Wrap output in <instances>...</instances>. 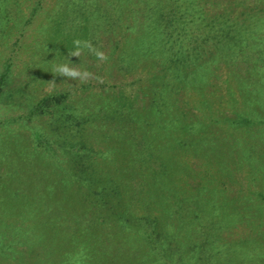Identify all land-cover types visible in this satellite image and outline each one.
<instances>
[{
    "label": "rangeland",
    "instance_id": "374dc122",
    "mask_svg": "<svg viewBox=\"0 0 264 264\" xmlns=\"http://www.w3.org/2000/svg\"><path fill=\"white\" fill-rule=\"evenodd\" d=\"M170 6L179 7L188 54L205 59L208 80L204 88L172 90L179 99L169 98L167 107L188 121L185 131L169 132L171 153L162 145L156 153L162 158L154 161L146 144L157 136L152 124L161 109L154 108L165 106L157 101L162 87L155 77L166 67L152 49L156 32L150 44L143 41L156 10L159 16ZM163 24L165 30L169 23ZM77 39L108 59L100 61L83 43L81 54L70 56ZM62 64L91 78L54 73ZM207 97L215 129L201 119ZM227 114L244 124L230 123ZM189 118L197 120L192 132ZM163 124H156L161 132ZM204 125L209 156L195 141L203 139ZM44 140L56 141L59 158ZM88 201H100L104 211L99 205V221L87 219L93 233L85 251L79 243L86 236L73 232L81 213L89 214ZM109 217L119 229L161 217L157 235L166 249L183 254L181 264H264V0H0V239L22 226L25 236L15 245L26 254L19 261L9 250L0 264L161 263L139 233L122 230L123 240L113 234ZM174 235L178 246L170 243ZM95 244L97 261L90 256ZM78 248L83 259L75 258Z\"/></svg>",
    "mask_w": 264,
    "mask_h": 264
},
{
    "label": "trees",
    "instance_id": "16d2710c",
    "mask_svg": "<svg viewBox=\"0 0 264 264\" xmlns=\"http://www.w3.org/2000/svg\"><path fill=\"white\" fill-rule=\"evenodd\" d=\"M111 7L110 8L113 10V14H116V15H118V17H120L121 11H119L113 4H111ZM178 8L179 7L170 6L169 12H166L165 9L159 10V11H162L161 15H159V16H156L158 13L156 10V13L153 16V19L150 22H148L147 28H145L147 30V32H145L146 37L143 41L144 45L146 46V44L151 43L152 39L154 38V37L151 38L152 33L156 32V34H155L156 40L153 44V45H155V47L152 49L155 51V53H157L161 57H163V58H161L162 60H159V61L161 62L162 66L166 67V70L164 73L159 74V75H157V77H155L156 86L160 87V85H161V87H162L160 89V91H158V93L156 92V95L158 97L157 101L159 102V104L164 103L166 107L159 105L158 109L155 106H154L155 107L154 109L155 110L161 109V111H162L161 115H160L161 111L160 110L158 111L159 112L158 117H157V120H155L156 124L157 123L160 124V123H162V121H166L167 124H163L165 126V128H163V129H165V131L161 132L159 127L155 123H153L152 127H155V132L157 133V136L155 138L149 137L148 143L146 144V146L150 148V153L153 156L150 153L149 154L151 155L152 160L154 159V161L162 158V156H160L159 154H156L158 152V150H160V149H158V147L159 148L163 147L162 145H164V146L167 145V149L169 150V154L171 153L172 148H170V144H169L170 140L167 139L169 132L173 131L176 135V134H179L178 133L179 131L180 132L185 131L184 124L186 125L187 124L186 121H188V119L185 120V119H181V118L177 117V116H179L178 110H175V113L177 116L173 112H171L170 108H168L166 105L167 104L166 101H168L169 98H170V101H172V98L173 99L176 98V104H177V101L179 99L178 93L185 90V87H187V86L198 87L199 86V87L204 88V84H206V82L208 80L207 79L208 70L204 74V70H206L205 66L207 65V62L205 61V59H202V61H200L199 59H197L198 56H195L194 58H192L193 54H188V52H190L191 49H188L189 47H188L187 42H186L187 39L185 37H183V33H184L183 29L184 28L181 26L183 24V22L178 21V19H183V18L182 17H178V18L176 17V11H178ZM112 10L110 12H112ZM165 22H166V24L169 23L165 28L166 31L164 30V26H163L164 25L163 23H165ZM179 27H182V31ZM165 32H166V34H168L167 32H169V35L168 36H162V37L159 35L160 33H165ZM144 51H147V49ZM127 58L131 60L130 57H127ZM202 70H203V72H202ZM201 74L202 75L204 74V76H199ZM156 78L161 81L160 84H158ZM156 86H155V88H157ZM150 90H151V88H149V90H147V91L149 92ZM172 90L174 93L175 92H178V93L174 94V93H172ZM171 95H172V97H171ZM210 95H213L212 91H210ZM52 99H53V97L47 98L44 101L40 102V104L32 110L34 112L33 114L35 115L36 114L35 112H37L41 106L43 107V104L45 102H49ZM210 99L211 98H208L206 100V102L203 103L205 115L202 116L201 119H204L205 123L210 122L211 127L215 129V121L213 119V117L215 116V114H214L215 109L210 104H206L207 102L210 101ZM54 100H56V102L58 104H62L59 102L60 98L54 97ZM109 103L111 105H113L111 101H109ZM113 106L118 107L117 111L121 110V107L118 106L117 104H114ZM186 113L189 115V113H190L189 110L180 112V116L185 118L188 116ZM173 114L175 115L176 119L173 118ZM144 115L145 114H142V116H144ZM208 115H211L212 118L208 117ZM230 115L231 114L226 115V118L229 119L228 121L230 123L244 124V123H238L236 121V116L230 117ZM136 116H137V114L133 118H135ZM190 116L194 117L192 115H190ZM189 119H190L191 123L193 124V126L190 127V131L192 132L193 130L197 129V128H195L196 124H194L195 122H197V120L192 119V118H189ZM199 121H201V120H199ZM175 122H178V123H175ZM171 124H173V125H171ZM174 125L176 128H180V129L176 130L177 132L174 130ZM200 131L203 134V139L200 140L197 138L196 140L195 139L194 140L202 146L201 151H203L204 153L207 154V156H209V155H211V154H209V152H211L212 149L206 150V148H204V145H207L209 143V140H210V137L208 136V128H206V125H204L203 127L200 126ZM208 137H209V139L206 140V138H208ZM165 141H166V143H165ZM42 143H43L44 149H46L55 158H59V153L57 151L58 149H56V146H53V144L56 145V141L51 142V140L50 141L44 140ZM192 147H194V146H192ZM34 149H38V148H34ZM82 149H85V147H83ZM146 151H148V150H146ZM195 153H197V152H195ZM48 168H52V167L48 166ZM53 169L50 172V173H52L51 179L56 178V173L58 170L56 167H54ZM67 173H69V177L71 178V181L68 182V185H69L73 181L72 180V173L70 171H67ZM69 177H68V179H69ZM88 202L89 203L87 204V206L90 205V210H87V209L86 210L89 211V214L86 212L81 213L80 220L77 221L78 224H76L74 222L75 225L79 226L80 229L79 230L76 229L77 232H75V231L73 232L74 233L73 236L76 235V237L78 236V238H80V237L82 238L83 236H86V239L79 243V245H81L82 247L85 246V251L90 249L89 243L91 242V237L89 238L88 235L91 236L93 233V232L92 233L88 232V230H87L88 227L86 228L87 223H88L87 219L89 216L90 217L92 216V218L95 219V221L97 220L96 222H98L100 214H98V211L96 210L95 207H98L99 205L102 207V204L100 201H98V202L88 201ZM91 206H92V208H91ZM100 206L98 208L101 210V212L104 211L103 207L101 208ZM171 212H172V210H170V212L167 214H170ZM176 212H178V210H176ZM130 216L134 218L133 214H131ZM73 219L75 220V218H73ZM149 219H152V218H149ZM157 221L159 223L160 221L162 222L163 220L161 219V217H158L157 220L153 219V222L150 221V222L145 223V224L140 223L139 220L137 221V222H139L137 224L134 221H126L123 223V225H121V227H120L121 229H119V228H117V227H119L117 222L114 221V219L112 217H109V221H108L109 223L108 224L110 227H112L111 232L113 234H115V233L118 234L121 240H123V236H122L121 232H124L122 230H125L126 234H128L129 232H132L129 235H132L136 238H137V233H139V236L141 239L145 238L147 240H150L152 245H154L156 247V250H157L156 256L153 257V259L157 260V262H161L162 264H181V262H183V258H184L183 254L180 252L181 255L178 256L176 249H173V248L172 249L169 248V250L166 249L168 247L166 246L165 242L164 241L162 242L159 239L157 232H156V228L154 226V224H156ZM133 223H135V224H133ZM104 224H105V222L102 221L101 225H104ZM101 225L98 224L95 226V228H99ZM183 226L184 225H182V227ZM84 227H85V229H84ZM182 227L180 229H183ZM143 228L149 229V230L147 232H145V230ZM22 229H23L22 226H19L17 228L14 227V229L10 230V231H12L11 233H8V234L4 233L5 235L3 236L2 239H0V257H3L5 259L9 260L10 255H12V254H10V252L12 251L13 253H19V258H18L19 261L24 260V258L26 256L25 252H23L21 249H19V247H17L18 245L17 246L15 245L16 242L19 243V240L25 236V234L20 233V231ZM62 233L65 234L64 235V237H66L65 239H70V236L66 235V231H63ZM11 237H13V239H11ZM76 237H74V238H76ZM173 237H174L173 241L175 243L173 241H171L170 243H173L176 246H178L177 244H180V239L176 235H174ZM30 240L33 242L32 239H30ZM104 240H103V242H105ZM30 246H32V243L30 244ZM99 247L100 246L96 245V244L91 246V248H92L91 253H93V254H91L90 256L95 258L96 261L99 260V258H100L99 255H100L101 251H98ZM32 248L31 247L29 248V249H31L29 251V253H31V254L34 252V250H32ZM9 250H11V251L9 252ZM85 251H84V248H78V252H77L78 254H77V256H75V258L83 259ZM94 252H96V253H94ZM22 255H25V256L23 257ZM14 257L16 258V256H14ZM110 257H112V255ZM120 258H123V257H120ZM149 260H150V258H149ZM89 262H91V261L88 260L87 262H83V264H89ZM161 263H158V264H161Z\"/></svg>",
    "mask_w": 264,
    "mask_h": 264
},
{
    "label": "clouds",
    "instance_id": "9594fccd",
    "mask_svg": "<svg viewBox=\"0 0 264 264\" xmlns=\"http://www.w3.org/2000/svg\"><path fill=\"white\" fill-rule=\"evenodd\" d=\"M73 43L76 46V51L70 52L69 53L70 56L78 57L81 54L80 46L83 43V47L87 48L90 52H92L100 61H106L108 59L107 56L102 51H99L98 49L93 47L91 43L88 41L82 42L77 39ZM53 72L58 75L67 76L73 79L79 78L82 82L87 81L89 78H91V75H92L91 73L87 71L81 72L75 68H71L68 66V64H62V65L55 66L53 68Z\"/></svg>",
    "mask_w": 264,
    "mask_h": 264
}]
</instances>
